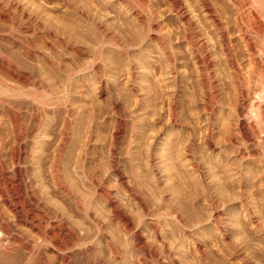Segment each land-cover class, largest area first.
<instances>
[{
    "label": "rangeland",
    "instance_id": "374dc122",
    "mask_svg": "<svg viewBox=\"0 0 264 264\" xmlns=\"http://www.w3.org/2000/svg\"><path fill=\"white\" fill-rule=\"evenodd\" d=\"M91 1L94 2L93 0L88 2L92 4ZM153 1L154 4L157 3L156 0ZM216 2L223 10L222 15L227 18V22L231 20L229 16L233 12L231 8L223 4V1ZM0 3L1 5L4 3L2 6L8 10L18 4L17 11L11 15L12 18L10 16L8 19L0 14V159L3 162L7 161L5 165L7 169L9 168V175L12 174L9 157L13 148L9 128L14 118V122L28 125L30 128L26 140L28 147L26 167L32 185L34 184L36 189L45 190L46 202L51 200L50 204L54 203L60 206V209L63 207L62 210L67 214L71 204L52 190L48 167L53 155V145L66 118L65 112L66 114L69 112L72 137L66 153L71 162V165L70 162L67 163L70 167L66 166L68 167L66 170L70 169L67 170L68 181L72 185H78L79 192H85L84 186L82 188V183L77 180L79 178L71 172L75 157L77 159L78 147L89 141L90 153L96 154L97 171L106 177L107 185L121 214L127 213L133 222L135 229L131 238L138 237L139 233L144 234L147 264H264V172L254 165L245 164V167H242L248 188L245 190V196L249 200L245 206L240 203V195L230 171L231 165H223L220 157L213 158L202 150L209 173H213L214 170L211 171V168L214 163L220 162L219 164L223 165L221 166L223 172L220 170V175L215 177L214 173L213 176L210 174L206 178L209 179L207 183L209 189H206V192L188 173L179 177V180L175 178L176 167L172 161H167L168 157L164 154L167 147L160 148L164 135L160 137L157 135L156 124L153 127L155 129L151 131L148 129L151 104L148 96L151 95L153 110H150L154 116L159 114L161 111L159 107L162 106L158 98L159 89L156 81L155 83L151 81L148 74L149 65L146 57L150 49L145 40L143 24L135 22L124 11L119 12V9L117 15L108 11L109 14L105 15L79 17L68 9L69 2L66 4L59 1L51 3L42 0H0ZM87 3L86 5H91ZM133 5L136 6L135 3ZM162 7L160 6V9H163ZM137 12L139 15L142 14L141 10ZM230 20L228 25L234 34L233 43L236 44L234 47L241 53ZM103 26L106 36L114 35L115 43L121 45L119 48L99 47L98 43L104 39L100 32ZM211 41L213 43L214 40ZM96 48L100 50V54L95 51ZM189 64L187 61L184 62V67L182 66L179 71L181 91L179 95L180 98L184 97L182 101L185 102L186 109L183 108L182 114H185L184 110L188 111L185 116L188 118L186 123L188 122L190 126L196 118L194 114L196 108L193 106L197 98L192 86L193 69ZM155 68L158 72L167 71L159 65ZM192 107L194 109H191ZM178 131L173 130L170 137ZM151 136L155 143L154 164L157 166L154 174L148 171L147 154ZM110 145L115 147L114 157L119 170L127 180L126 184L131 185L130 187L146 205L145 220L141 217L138 202L134 197L129 198L108 169ZM223 150L227 156L229 152L226 148ZM148 179L150 180L147 181ZM177 183H181L182 186ZM54 193L57 194V198ZM208 196L216 202L215 208L209 203ZM94 207L97 208L95 210H98L96 214L99 213V217L103 219L108 217L103 202L95 203ZM71 210L72 208L69 211L71 213L67 214L68 217L73 214L71 217L73 220L87 227L79 214L77 217V213H72ZM109 226L111 237L114 236L119 246L127 250L128 264H138V249L132 245L126 248L125 237L114 226ZM96 244L99 248L100 242ZM107 257L108 264H117L110 256Z\"/></svg>",
    "mask_w": 264,
    "mask_h": 264
},
{
    "label": "bare ground",
    "instance_id": "6f19581e",
    "mask_svg": "<svg viewBox=\"0 0 264 264\" xmlns=\"http://www.w3.org/2000/svg\"><path fill=\"white\" fill-rule=\"evenodd\" d=\"M42 1L69 2L66 3L68 6H65L79 17L105 15L109 12L117 15L120 11H124L135 22L143 24L145 40L150 49L146 57L149 65L148 74H150L151 81H156L154 83L158 86V98L162 106L159 107L162 112L154 116L150 110H153L151 95L148 96L151 103L149 104V118L147 117L148 129L150 131L155 129L153 127L156 124L157 135L159 137L164 135L160 148L167 147L164 154L168 157L167 161H172L176 167V170L174 169L175 178L179 180V177L188 173L197 180L203 190L209 189L207 188L209 179L206 180V178L211 173L206 168L207 163L204 159L206 151L213 158L220 157L219 160L224 162L223 165H231L230 171L240 195V203L248 205L249 200L245 196V190H248L247 181L244 178L245 175L243 177L242 167L245 164L254 165L264 172V0H219L233 11H230L232 14L229 15L231 17L229 20L235 29L241 53L234 47L236 44L233 43L234 34L230 31L229 20L227 22V18L223 17V10L220 6L218 7V2L215 3L217 0H156V4L153 0H93L94 2H91L94 5L88 2L90 0ZM134 3L136 6L133 5ZM16 4L8 10L0 3V14L9 19L13 12L17 11ZM160 6H163V9H160ZM137 10H141L142 14L139 15ZM103 30H105L104 26L101 27V31L99 30L104 38L101 42L98 41L99 47L119 48L121 45L115 43L114 35L106 36ZM211 40H214L213 43ZM97 49L95 51H98ZM99 51L97 53L100 54ZM244 60L245 64H243ZM186 61L193 69L192 86H194L193 91L197 98L195 104L193 103V107L196 108V113H194L196 118L190 126L188 122L186 123L188 118L185 116L188 111L184 110L185 114H182L185 108V102L182 101L184 97L181 99L179 95L181 92L179 71ZM158 65L166 69L167 71L162 68L166 73L158 72L155 68ZM193 107L191 109H194ZM65 115L66 118L63 117L64 120L59 129V136L53 145V155L48 167L52 183L50 184L52 190L66 199L67 203L69 201L72 213H77V217L79 214L87 227L73 220L71 218L73 214L68 217L67 214L71 213L69 212L70 207L66 214L62 210L63 207L60 209V206L50 204L51 200L46 202L45 190L43 192L41 188L36 189L37 187L32 185L26 167L28 148L26 140L30 128L28 125L14 122L13 118V123L11 122L9 128L13 140V148L11 147L9 157L12 174L8 173L9 168L7 169L5 165L7 161L3 162L0 159V264H108L107 256L114 259L117 264H128L127 250L119 246L114 236L111 237L108 231L109 225L114 226L125 237L126 248L132 245L138 249V264H147L144 234L139 233L138 237L131 238L135 229V227L133 229V222L127 213L121 214L107 185L106 177L97 171L96 154L90 153L89 141L78 147L77 159L75 157L76 161L74 159L75 164H72L74 168L71 172L79 178L77 180L83 184L81 187L84 186L82 188L85 192L82 194L77 190L78 185H72L68 181L67 173L69 172L66 168L70 167L67 165L70 159L66 153L71 144L72 124L69 112L67 114L65 112ZM173 130L180 132L170 137ZM154 144L153 136H151L147 154L150 174H154L155 167H157L154 164L156 157ZM109 147L108 169L116 182L124 188L129 198L134 197L138 202L141 217L145 220L146 205L130 187L131 185L126 184L127 180L119 170L114 157L115 147L114 145ZM223 148L229 152L227 156L224 155ZM219 163H214L211 168V171L214 170L212 174L215 173V177L220 175L221 166L223 167ZM177 184L181 185V183ZM209 198L211 200V197ZM210 200L209 203L215 208L216 202ZM97 202L105 204L108 214L106 219L99 217V213L96 214L98 210H95L94 205ZM97 242H100L99 248Z\"/></svg>",
    "mask_w": 264,
    "mask_h": 264
}]
</instances>
